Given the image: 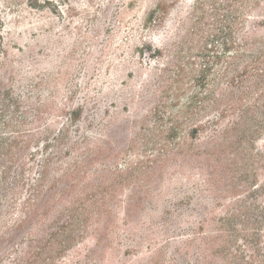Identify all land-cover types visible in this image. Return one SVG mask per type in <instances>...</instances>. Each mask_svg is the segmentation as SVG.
<instances>
[{
    "label": "rangeland",
    "instance_id": "374dc122",
    "mask_svg": "<svg viewBox=\"0 0 264 264\" xmlns=\"http://www.w3.org/2000/svg\"><path fill=\"white\" fill-rule=\"evenodd\" d=\"M51 1L55 7L43 12L19 9L23 18L2 33V62H23L26 70L23 87L9 82L30 113L28 147L16 158L26 164V182L37 178L43 160L59 157L48 176L58 179L55 210L60 224L71 218L80 237L56 264H206L213 256L202 238L234 205L226 195L207 213L205 160L195 155L206 140L190 135L226 98L208 108L205 90L215 87L201 85L199 76L210 66L215 93L234 95V116L219 127L252 102L245 91L256 71H245L247 57L231 58L244 40L252 56L264 44V0ZM229 42L234 49L226 54ZM40 104L48 109L35 121L31 107ZM243 147L252 153V141ZM255 147L264 148V133ZM236 188L234 196L245 200Z\"/></svg>",
    "mask_w": 264,
    "mask_h": 264
},
{
    "label": "trees",
    "instance_id": "16d2710c",
    "mask_svg": "<svg viewBox=\"0 0 264 264\" xmlns=\"http://www.w3.org/2000/svg\"><path fill=\"white\" fill-rule=\"evenodd\" d=\"M49 5H53L51 0H0V264H56V260L62 258L79 236L71 218L69 221L62 220L60 224V213L55 210L59 195L56 188L58 179L56 176L48 179V176L53 160L59 157L53 154L43 160L37 178L32 179L31 184L26 182L25 162H16L18 153L22 154L28 147L23 137L28 134L25 128L30 113L25 108V102L13 96L9 82L16 81L22 86L26 70L23 62H19L17 68L2 62L6 55L2 33L23 18V11L19 9L25 6L29 10L43 12V8ZM163 5L164 2H161L160 8ZM70 11L75 9L70 8ZM226 34L230 36V32ZM229 43L224 50L226 54L234 49V44ZM247 46L248 49L245 48ZM241 57L248 58L244 69L251 77L252 69L256 71L257 80H254L252 89L247 87L245 91L244 101L252 97V102L243 105L244 110L230 124L224 123L219 127L221 121L228 114L233 117L237 109L233 93L222 89L215 93L218 84L210 82L208 75L214 71L210 66H204L199 76L201 85L215 87L213 91L209 88L205 90L208 108L221 106L226 98L221 112L213 118L208 116L204 124L193 128L190 135L195 140L201 132L206 140L204 148L201 151L197 149L195 155L205 160L202 183H205L204 190L212 206L207 213L214 214V207L220 205L218 199H225L226 195L234 205L225 207L216 219V230L209 232L210 237L202 238L213 256L206 264H216L218 258L217 264H264V235L261 234L264 233L261 225L264 200L263 203L260 201L264 197V174L259 173V176L256 173L264 171V148L255 147L264 133V44L252 56V43L244 40L238 56L231 60L236 62ZM234 79L236 76L232 74L225 84L232 87ZM260 86L263 87L254 93V89ZM31 109L35 121H39L48 105L40 104ZM71 113L75 114L74 111ZM209 118L211 120H207ZM46 132L42 134L44 141L51 134L48 129ZM57 136L54 135V140L60 142L62 136L55 138ZM250 141L252 153L243 147ZM46 143L48 147L49 142ZM14 166L18 170L11 176ZM237 186L243 190L245 200L234 196L241 193ZM241 224L244 228H240ZM238 240L242 245L238 244Z\"/></svg>",
    "mask_w": 264,
    "mask_h": 264
}]
</instances>
